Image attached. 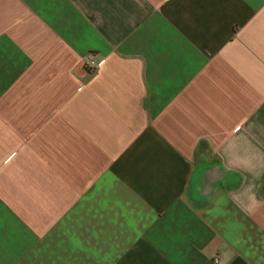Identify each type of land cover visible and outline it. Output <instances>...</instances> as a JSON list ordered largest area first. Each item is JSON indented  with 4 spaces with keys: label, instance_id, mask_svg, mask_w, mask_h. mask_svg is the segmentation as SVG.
Returning <instances> with one entry per match:
<instances>
[{
    "label": "crops",
    "instance_id": "obj_1",
    "mask_svg": "<svg viewBox=\"0 0 264 264\" xmlns=\"http://www.w3.org/2000/svg\"><path fill=\"white\" fill-rule=\"evenodd\" d=\"M0 264H264V0H0Z\"/></svg>",
    "mask_w": 264,
    "mask_h": 264
},
{
    "label": "clouds",
    "instance_id": "obj_2",
    "mask_svg": "<svg viewBox=\"0 0 264 264\" xmlns=\"http://www.w3.org/2000/svg\"><path fill=\"white\" fill-rule=\"evenodd\" d=\"M248 171L250 172H253V174H256L255 173V166H250L248 168ZM249 196H248V199L250 201V204H249V207L247 210L251 211L252 210V207L256 204H258V201H256V198H255V194L251 192V189H249Z\"/></svg>",
    "mask_w": 264,
    "mask_h": 264
},
{
    "label": "built area",
    "instance_id": "obj_3",
    "mask_svg": "<svg viewBox=\"0 0 264 264\" xmlns=\"http://www.w3.org/2000/svg\"><path fill=\"white\" fill-rule=\"evenodd\" d=\"M86 62L92 69H95L97 67V63L92 56L87 57ZM215 262H218V259H215Z\"/></svg>",
    "mask_w": 264,
    "mask_h": 264
}]
</instances>
